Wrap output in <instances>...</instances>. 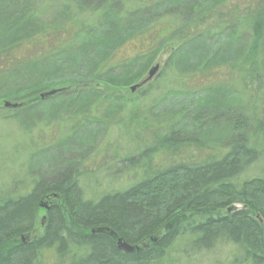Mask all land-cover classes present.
I'll return each mask as SVG.
<instances>
[{"label":"trees","instance_id":"16d2710c","mask_svg":"<svg viewBox=\"0 0 264 264\" xmlns=\"http://www.w3.org/2000/svg\"><path fill=\"white\" fill-rule=\"evenodd\" d=\"M74 1L89 12L59 27L37 15V0H0V102L18 103L11 108L15 117L48 120L61 111L87 117L91 105L97 110L106 102L111 112L117 103H132L129 87L174 38L182 41L162 71L182 68L189 86L202 85L185 91L198 106L189 112L169 101L160 108L168 123L149 145L117 153L140 176L131 185L87 197L78 167H63L49 177L40 173L24 194L1 196L0 264H151L182 239L195 251L229 243L242 264H264V176L249 173L264 152V120L254 111L251 118L234 112L225 83L253 98L263 90L264 99V0H237L246 4L238 12L228 0ZM139 113L136 125L146 126ZM177 114L179 122L169 123ZM181 121L199 127L198 135L224 124L226 140L189 139L195 133L178 127ZM77 125L71 135L80 137V129L87 135ZM182 149L188 158H181ZM196 150L198 157L190 158ZM160 152L170 158L154 168L152 156ZM46 198L51 203L33 236ZM118 240L132 249L119 248Z\"/></svg>","mask_w":264,"mask_h":264},{"label":"rangeland","instance_id":"374dc122","mask_svg":"<svg viewBox=\"0 0 264 264\" xmlns=\"http://www.w3.org/2000/svg\"><path fill=\"white\" fill-rule=\"evenodd\" d=\"M122 1L128 5L132 0ZM226 3L230 6H236L237 12L246 8L245 3L238 4L237 0H228ZM36 4L37 15H40L42 21L45 20L47 25L57 23L59 27L65 24L67 18L68 21H71L70 18L76 20V17L77 19H84L89 12V10L78 9L74 0H37ZM61 16L64 17L62 20ZM203 27L205 28V25ZM191 28V30L189 29L190 32H196L199 29L198 27ZM181 41L180 38L172 39L157 55L151 66L159 64V68L154 77L149 80L148 86L144 88V84L138 87V93L132 92V103L135 104L117 103L116 109L110 112L109 104L103 102L99 107L97 105V110L95 105H91L86 111L87 117L78 114L75 118H71L68 117V112L61 111L58 116L49 114L48 120L41 116H34L30 121V117L19 120L18 117L14 116L11 107H4V102H0V197L5 194L11 196L24 194L30 189L32 183L40 178V173L44 174L43 177H49L56 172V168L63 167L68 169L78 167L81 171L80 176L82 175L79 178L80 186L87 197H92L98 192L119 189L136 182L140 178L139 174L134 172L128 163L119 162L117 153L129 152L128 150L133 149L134 146L145 148L146 145H149L148 142L153 139L154 135L159 134L157 129L162 130L165 123H168V117L163 118L164 113L161 116L160 108L169 101H178L177 105L186 108L189 112L193 106H198L197 100L190 102L191 96L188 97L185 91L187 93L193 92L194 88L198 89L202 85L197 84L196 86L197 81H194V85L189 86L188 80L183 77L184 69L182 68L169 65L165 71H162L171 48ZM220 78L223 82L226 79L221 75ZM225 83L231 87L229 94L232 101H236V107L233 108L234 112L238 114L239 109H241L251 118V113L254 111L258 118L264 120V99H262L261 94L263 90L259 92L257 98H253L252 92V94L241 92V89L232 81ZM227 84L225 85L227 86ZM225 85L223 84V86ZM117 95L126 99L122 93ZM254 101L256 105L252 106ZM200 107L206 106L201 104ZM141 110L144 111L143 115L146 117L147 125L138 127L136 123L140 120L139 115L141 114L139 112ZM127 116L133 118V125L126 123ZM179 117V114L173 116V121L169 123L179 122ZM82 119L89 121L90 124L83 125L84 123H80ZM155 119H160L161 124L157 125L158 121ZM122 120L124 122H121ZM187 122L181 121L178 127L185 128V125H188L186 128L195 133L193 136H189L191 137L189 139L200 138L206 141L213 139L220 144L226 140L224 139L226 131L224 124L198 135L196 131L199 127L196 128L195 124L193 125L191 122L187 124ZM76 123H78L77 129L82 128V126L89 129L87 135L82 136L81 129L78 131L80 137L71 135L72 128ZM208 132L210 134H207ZM89 133L91 134L89 135ZM259 143H261V149L264 142L260 141ZM48 146L50 149L44 151L43 156L37 155L40 150ZM189 147L196 148L194 144ZM198 152L200 151H193L190 158H197ZM182 153L181 158L183 159L190 155L186 149H182ZM168 155L169 152L153 155L152 167H162L165 161L163 159ZM254 167L255 171L250 169L249 173L264 176V152L259 154ZM49 203L51 200L46 198L41 201L40 206L44 204L45 207H48ZM45 207L41 206L38 212L35 230L32 232L33 236L41 232L40 224L45 216V210H47ZM186 240L182 239L175 243L162 260L151 264H242L241 253L229 243L217 242L211 249L195 251L189 240Z\"/></svg>","mask_w":264,"mask_h":264},{"label":"water","instance_id":"95a60500","mask_svg":"<svg viewBox=\"0 0 264 264\" xmlns=\"http://www.w3.org/2000/svg\"><path fill=\"white\" fill-rule=\"evenodd\" d=\"M158 68H159V64H154L153 66H151V67L149 68V70L147 71L146 77H144V78H143L141 81H139L138 83H135V84H133V85H131V86L129 87L130 91H132V92L135 91L138 87L144 85V84L147 83L149 80H151V79L154 77L155 73L157 72ZM51 92H52V91H51ZM41 97H43V95H41ZM3 105H4V107H7V108H8V107L15 108V107H17L19 104H18V103H12V102H9V101H4V104H3ZM41 206H44V207H45L44 204H42ZM45 208L47 209V207H45ZM118 246H119V248H121V249H123V250H126V251L132 249L131 246L122 243L120 240H118Z\"/></svg>","mask_w":264,"mask_h":264}]
</instances>
